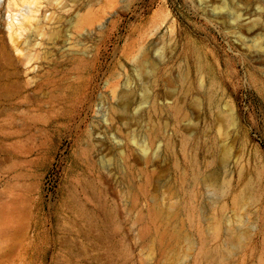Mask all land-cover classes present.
Returning <instances> with one entry per match:
<instances>
[{
    "label": "rangeland",
    "instance_id": "rangeland-1",
    "mask_svg": "<svg viewBox=\"0 0 264 264\" xmlns=\"http://www.w3.org/2000/svg\"><path fill=\"white\" fill-rule=\"evenodd\" d=\"M8 1L0 264H264V0Z\"/></svg>",
    "mask_w": 264,
    "mask_h": 264
},
{
    "label": "bare ground",
    "instance_id": "bare-ground-1",
    "mask_svg": "<svg viewBox=\"0 0 264 264\" xmlns=\"http://www.w3.org/2000/svg\"><path fill=\"white\" fill-rule=\"evenodd\" d=\"M3 1V0H1ZM7 11H8V17H7V29L9 32V36L11 38V42L13 45V48H15L17 51L20 52L19 49V43L17 41L14 40V34L15 33H19L20 35H23V32L26 31V29H29L30 26L38 20L39 18V14L41 13V7L39 5V1L38 0H9L7 3ZM227 6V4H225ZM5 6L4 2L0 3V8H3ZM78 11V10H77ZM257 11L260 13L261 9H257ZM258 13V14H259ZM6 16V15H5ZM235 17H240L239 15H235ZM1 12H0V22H1ZM249 19V18H248ZM247 20V19H245ZM2 23V22H1ZM258 24L257 21L254 22V25L252 27H255ZM57 26V25H56ZM52 32V31H51ZM253 34V33H252ZM49 35V34H48ZM57 37V32L53 30L52 34H51V38L55 39ZM260 39V38H259ZM258 40V39H257ZM248 41V40H247ZM251 42V41H250ZM256 46L258 48H260L259 50L264 51V47L261 43H257ZM251 56V55H250ZM257 56V55H256ZM257 58V57H256ZM163 59V54L160 52L159 53V59L157 60V64L159 63V65L161 64V61ZM261 60V59H260ZM260 64V62H258ZM138 65L139 67L142 69L147 68L148 65L151 67L152 70L155 69L156 64L154 62H151L149 60L145 59V55L144 57H142L139 61H138ZM155 73V72H154ZM153 73V74H154ZM187 75V73H186ZM177 77V76H176ZM167 81H168V77ZM203 82L205 81V76L203 75ZM166 80V79H165ZM184 82H186L188 80L187 77H184ZM202 83V82H201ZM170 84V83H169ZM168 84V85H169ZM171 86V85H170ZM145 92V90H144ZM147 92V91H146ZM174 92L171 91V93ZM176 92V90H175ZM169 94V93H168ZM175 93H173L174 95ZM145 98L142 97L144 100V103H148L150 101V95L149 93H144ZM198 97V95H196ZM224 96V94H223ZM171 97V96H170ZM221 100H223L221 98ZM146 101V102H145ZM143 103V102H142ZM182 103V102H181ZM194 104H195V108L200 110L201 112L205 113V103H204V99H202L201 97L195 98L194 99ZM142 105V104H141ZM144 105V104H143ZM230 107V106H229ZM227 109V108H226ZM227 111H230V109ZM231 114V112H229ZM218 114V115H217ZM216 118L214 119V122L217 124L218 126V132L219 134L222 136L223 134L222 132V128L225 127L224 124L226 123H231L233 122V119L228 116L223 109L220 110L219 108V112H216ZM187 120H189L188 115H186ZM218 122V123H217ZM224 125V126H223ZM224 133V132H223ZM207 135V134H206ZM220 136V138H221ZM222 139V138H221ZM225 140V139H224ZM139 145V144H138ZM143 152H147L148 149L146 147H141ZM140 149V148H139ZM141 150V149H140ZM223 156L221 157V163L225 162V159L227 160L229 153L228 151H223ZM145 161V160H144Z\"/></svg>",
    "mask_w": 264,
    "mask_h": 264
}]
</instances>
